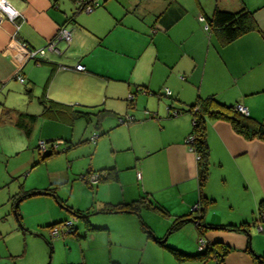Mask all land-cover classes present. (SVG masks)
Listing matches in <instances>:
<instances>
[{"label": "crops", "instance_id": "1", "mask_svg": "<svg viewBox=\"0 0 264 264\" xmlns=\"http://www.w3.org/2000/svg\"><path fill=\"white\" fill-rule=\"evenodd\" d=\"M8 1L21 15L16 22L9 18L0 20V97L3 96V101L0 98V127L17 129L14 118L20 114L35 115L37 119L28 137L40 129L38 136L45 140L72 142L76 124L83 120L96 127L95 118L72 120L68 113L55 118L53 114L57 113L52 112L55 109L43 115L44 105L49 107L51 102L82 105L94 114L106 109L119 118L123 115L114 111L116 91L126 95L135 86L161 100L158 114L152 113L155 106L148 107L152 111L145 107L146 112L137 109L136 115L132 114L135 121L127 123H133L125 128L131 133L130 163L122 165L119 161L118 165L100 169L116 171V178H104L115 180L116 187L112 186L114 189L110 191L111 186L99 184L102 179L91 184L97 185V190L101 189L104 194L99 212L144 197L167 209L173 220L194 211L200 201L198 156L187 139L194 126L189 108L200 100L213 97L226 105L241 104L247 109L248 117L264 124V0H99L100 5L91 13L76 11L74 0ZM243 8L254 11L258 29L223 44L220 34L209 27V18L216 9L235 12ZM201 16L205 21L200 20ZM63 25L72 30L71 42H59L60 53L48 52L40 60L30 58L31 50L45 47ZM116 30L118 49L110 47L109 50L117 52L127 65L118 71V76L110 77L91 66L87 56L95 47H102ZM77 63H82L86 70H75ZM17 75H22L25 82H20ZM112 80L118 83H111ZM166 89L170 90V95ZM101 99L104 102L100 104H80ZM74 100L80 103H73ZM123 107V102L118 101V111ZM177 110L180 113L171 114ZM206 124L210 173L203 189L208 201L203 222L215 228L189 221L180 229L190 224L196 230L197 242L203 239L206 245L217 250L221 245L229 248L225 264H254V254L264 256V221H258L264 200V140L245 137L226 119H209ZM122 147L118 146V152ZM124 169L131 170L128 179L121 174ZM90 171L92 169L87 173ZM215 186L227 189L228 193L218 194ZM105 188L110 192L108 195ZM68 208L72 213L74 209ZM74 211L91 212L89 208ZM225 211L227 219L222 215ZM152 212L142 209L140 216L130 212L107 213L116 218L119 213L130 224L126 230L137 234L147 248L159 251L165 248L179 262L218 264L216 257L205 261L178 260L166 246L190 255L199 252L166 244L165 237L175 232L170 231L173 221L168 222L165 237H157V231L154 233L146 223ZM141 219L154 236L143 230ZM88 222L91 228L84 223L87 232L101 229ZM243 223L248 232L216 227ZM104 228H108L110 234L113 225ZM76 230L71 233L77 234Z\"/></svg>", "mask_w": 264, "mask_h": 264}, {"label": "rangeland", "instance_id": "2", "mask_svg": "<svg viewBox=\"0 0 264 264\" xmlns=\"http://www.w3.org/2000/svg\"><path fill=\"white\" fill-rule=\"evenodd\" d=\"M118 39L116 30L105 39L102 47H95L87 56L91 66L110 77L118 76V71L127 65L117 52L109 50L110 47L118 49ZM115 82L118 83L116 80L111 81ZM116 95L114 111L123 116L127 113L136 115L137 109L152 111L148 107L153 106L155 109L152 113L156 115L161 101L155 94L146 93L145 89H137L135 86L126 95L122 91H116ZM129 96L134 99L132 106L129 105ZM0 98L3 101L2 95ZM162 98L168 99L165 96ZM118 101L124 105L121 111H118ZM102 102L104 99L90 103L74 100L73 103L94 105ZM105 106L108 107L106 103ZM14 119L20 121L19 115ZM119 123L118 115L114 114H107L98 128L93 123L80 120L75 126L73 141L66 140L68 144L63 139L64 144L47 159H43L45 152L40 151L38 145L40 141L52 140L39 137L40 129L28 137L29 134L19 126V129L11 126L0 127V264H199L196 261L179 262L165 248L161 251L147 248L137 234H130L131 231L126 230L130 228V224L119 213L116 218L107 212L98 211L103 206L100 200H103L104 194L101 189L97 190V185L92 186L86 177L101 172L102 168L113 167L115 163L118 165L119 161L122 165L128 164L130 155L133 154L128 144L131 133L125 129L133 123ZM93 134L98 135L95 142L90 140ZM118 146H123L119 152ZM89 169L92 171L87 174ZM130 171L124 169L121 174L128 179ZM102 174L106 175L107 171ZM113 182V179H102L99 184L111 186L112 191L116 187ZM48 187L55 188L54 193L32 195L20 202L23 217V224H20L13 210L14 201L24 191L31 192ZM214 190L220 195L228 193L227 189L221 190L219 186H215ZM109 193L105 188V195ZM219 204L222 205L223 202L220 200ZM68 207L74 210L89 208L91 212L88 220L101 229L87 232L85 219L73 215ZM226 213L222 212L225 219ZM67 220L73 223L74 229L77 228V234L68 232L65 225ZM53 221L60 222L56 225L61 232L57 238L51 235L52 227L46 226ZM171 221L172 215L162 216L152 212L146 223L152 227L154 233L157 231V237H165L170 225L168 222ZM110 225H113V230L109 234L108 228L104 227ZM195 231L192 225H186L167 235L166 244L197 253L200 249L199 242L194 238ZM118 260L122 262L118 263Z\"/></svg>", "mask_w": 264, "mask_h": 264}, {"label": "trees", "instance_id": "3", "mask_svg": "<svg viewBox=\"0 0 264 264\" xmlns=\"http://www.w3.org/2000/svg\"><path fill=\"white\" fill-rule=\"evenodd\" d=\"M208 25L210 28L216 30L220 34L221 42L223 44L230 43L240 37L241 35L248 33L250 31L258 29L255 17H254V11L248 10L246 8H243L239 11L231 12V11H223L218 10L214 12L213 16L209 18ZM129 100V99H128ZM134 99L129 100V105L132 106ZM56 107V108H55ZM82 105H76V104H63V103H55L51 102L49 107L47 105H44V113L43 115L49 114L47 112L49 109H52L57 114H53V117L61 118L65 113H68L70 118L72 120H75L77 118H85L88 121L93 120L95 118V126L99 127L101 120L107 115L112 114L113 112L110 110L102 109L99 110L97 113L94 114V112L90 110H86L83 108ZM189 111L193 113V120H194V126L191 135H193V140L190 143L193 147L194 152L198 156V179H199V189H200V201L197 207L194 209L193 212L190 213V215H182L178 216L173 220V223L170 226V231H176L183 227L187 222L189 221H196L201 227H209V228H215V226L212 225H205L203 222V216L206 210L207 206V198L203 194V189L208 181L209 173H210V148L207 141V121L209 119H226L230 121L234 127V129L238 132L243 134L245 137L251 139V138H259L264 140V124L256 122L254 119L241 114L237 109L236 105H226L223 103L218 102L213 97L212 98H205L200 100L195 105L191 106L189 108ZM177 113H180L179 110H177ZM132 120L135 121L134 116L130 115ZM20 121H17V125L21 127L23 130L26 131L27 134L31 133L32 125L36 121L37 116L35 115H25L20 114ZM125 116H119V121L121 123H125L122 121V119ZM52 142V141H51ZM50 143V142H47ZM55 150L52 149V147L49 145L48 150L45 152V155L43 156V159H46L50 157ZM51 152V153H48ZM104 170H101L103 172ZM88 172L87 174H89ZM116 178L117 174L114 169L107 170L106 175H102L101 179L104 178ZM55 188L48 187L43 190H34L31 192H23V194H20L18 198L13 203V210L15 212V215L20 222L22 223V214L20 212V202L24 199H26L29 196L36 195V194H44V193H54ZM142 209H150L154 212L159 213L162 216H169V212L164 207L154 203L152 200L147 198H140L138 200L132 201L131 203L127 204H118L111 207H106L102 211L106 212H130L135 213L138 216H140V212ZM264 210V200L261 203V209L260 214ZM72 213L76 215V217H80L85 219V222L87 225H89V228H91L89 222H88V215L89 214H82L80 212L72 210ZM60 223V222H59ZM59 223H55L54 225H57ZM141 224L143 230L148 235H153L152 229L141 219ZM51 226V227H52ZM218 228H226L230 230H239V231H246L248 232V229L246 227V224L243 223L241 225H221L216 226ZM95 227H93L94 229ZM74 229H72L71 232H73ZM156 238V237H155ZM156 240L161 243L162 245L166 244L162 242V240L156 238ZM49 245H51L48 242ZM216 246L220 244H215ZM172 254L180 261L185 260H192V259H199L202 261H205L209 258L216 257L218 260V264H225L224 258L225 255L228 253L229 248H225L221 245L220 250H217L211 245H206L205 248L201 249L198 254L196 255H190L185 253L184 251H181L179 249L166 246ZM254 264H264V256L259 254H254Z\"/></svg>", "mask_w": 264, "mask_h": 264}, {"label": "built area", "instance_id": "4", "mask_svg": "<svg viewBox=\"0 0 264 264\" xmlns=\"http://www.w3.org/2000/svg\"><path fill=\"white\" fill-rule=\"evenodd\" d=\"M74 2L76 3V11H80V12H86V13H91L92 11H94V9L100 5L99 0H74ZM20 12H18V10H16L10 3L8 0H0V20L2 18H9L11 21L16 22L19 17H20ZM201 21H205V18L203 16H201L200 18ZM206 27L208 28V25L206 24ZM72 40V30L69 29L67 26L63 25L61 26L56 35L48 42V44L40 49L37 50H31V55L30 58L32 59H43L46 54L48 52H57L60 53L61 50L58 47V43L61 41H65L66 43H70ZM24 46L27 47L26 43H23ZM61 68L63 69H69V66L67 65H61ZM75 70L77 71H85L86 67L82 64V63H77L76 66L74 67ZM17 79L20 82H25V79L22 75H17ZM166 93L167 95H170V90L166 89ZM133 97L129 96V100H132ZM236 109L243 115H248V111L247 109L240 105H236ZM177 112L173 111L171 114H176ZM130 120H132L131 116L126 114L125 117L122 119L123 122L128 123ZM98 138V135L93 134L90 137L91 141H96ZM193 140V135H190V137H188L187 142L190 145V148L193 150V147L191 146V142ZM64 144L63 140H56V141H52L50 143H47L46 141H40L38 148L40 151L42 152H46L48 150L49 145L52 147L53 150H57L60 148V146ZM102 172L99 173H94V174H90V176H88V179L91 183L97 182L98 180L101 179L102 177ZM260 222L264 221V210L262 211L261 214H259V218H258ZM69 231L71 232L72 229H74V225L71 221H66L65 224ZM51 235L52 237H59L61 235L60 230L56 227V225L52 226V230H51ZM206 247V243L203 239L199 240V249H203Z\"/></svg>", "mask_w": 264, "mask_h": 264}]
</instances>
